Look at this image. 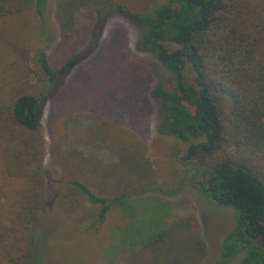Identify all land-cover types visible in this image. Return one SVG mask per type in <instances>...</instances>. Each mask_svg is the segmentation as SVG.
<instances>
[{"label":"trees","instance_id":"1","mask_svg":"<svg viewBox=\"0 0 264 264\" xmlns=\"http://www.w3.org/2000/svg\"><path fill=\"white\" fill-rule=\"evenodd\" d=\"M46 8L47 0H0V51L27 58ZM82 10L88 26L97 28L109 12L123 15L140 31L139 48L169 72L168 79L150 91L161 106L157 129L186 146L174 156L181 167L178 186L166 192L176 194L189 182L217 206L232 210L233 226L222 238L213 264H225L235 255H240L239 264H264V0H167L145 12L113 0H57L59 42L74 39ZM38 55L50 85L69 74L78 60L77 54L69 53L53 68L42 51ZM38 105V96L19 88L0 114L3 180L16 184L10 204L0 185V264H36L46 156ZM61 170L57 211L88 213L86 200L98 205L99 224L109 207L138 185L104 197L79 179V163L70 168L66 162ZM148 172L149 182L156 184L151 190L163 192L153 171ZM113 240L110 253L130 254L122 264L134 259L139 263L142 257L145 264H202L207 254L192 214L171 219L135 249L118 234Z\"/></svg>","mask_w":264,"mask_h":264},{"label":"rangeland","instance_id":"2","mask_svg":"<svg viewBox=\"0 0 264 264\" xmlns=\"http://www.w3.org/2000/svg\"><path fill=\"white\" fill-rule=\"evenodd\" d=\"M113 1L140 12L167 2ZM56 2L47 0L27 58L0 51V114L16 89L39 98L46 156L35 263L122 264L129 252L110 253L117 234L126 246L135 249L171 219L192 214L197 217L207 244L202 264H213L222 238L233 226L232 210L217 206L189 182L176 194L166 192L181 179V167L174 156L186 146V142L157 129L161 106L150 91L165 82L169 72L157 58L139 48V29L114 11L97 28L88 26L86 11L82 10L76 18L78 30L74 39L59 42L54 20ZM39 51L53 68L69 53L77 54V64L50 85L39 63ZM66 162L70 168L72 163H79V179L104 197L138 185L124 200L109 207L100 224L95 223L98 205L86 200L84 206L90 212L81 214L79 209L61 214L56 209V197L64 175L61 167ZM148 168L153 171L155 182L164 186L163 192L151 190L156 189V184L149 182ZM142 183L150 189L141 187ZM0 185L2 193L8 195L7 204L13 203L16 184L3 180L1 160ZM143 258H139V263L134 259L131 264H145ZM239 262L240 255H235L225 264Z\"/></svg>","mask_w":264,"mask_h":264}]
</instances>
